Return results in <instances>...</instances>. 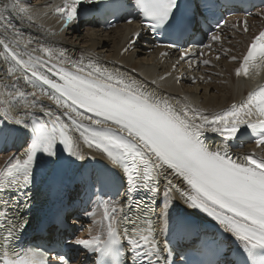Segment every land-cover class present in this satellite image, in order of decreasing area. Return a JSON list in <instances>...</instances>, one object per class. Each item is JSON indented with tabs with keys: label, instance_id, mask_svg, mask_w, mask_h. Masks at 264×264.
Segmentation results:
<instances>
[{
	"label": "snow or ice",
	"instance_id": "obj_1",
	"mask_svg": "<svg viewBox=\"0 0 264 264\" xmlns=\"http://www.w3.org/2000/svg\"><path fill=\"white\" fill-rule=\"evenodd\" d=\"M129 3L153 35L171 31L182 37L188 30L182 0ZM85 4L106 5V0H65L55 11L68 27ZM203 7H211L209 0H203ZM33 23L31 8L22 0L0 2V29L19 36ZM139 37L135 33L123 51L128 52ZM211 40L219 41L220 36L213 32ZM30 43L0 40L9 65L6 75L14 77L0 93V132L4 126L19 125L30 136L23 153L9 157L0 169V264H71L66 255L24 245L23 236L30 225L26 213L38 162L55 167L73 158L97 160L85 156V146L103 158L91 190L93 203L102 209L101 220L94 223L101 227L70 244L96 256L97 264H228L230 253L223 241L202 246L198 250L202 260L177 258L170 232L182 235L194 227L170 218L177 197L186 208L206 214L221 236L237 242L242 255L232 264H264V157L233 158L227 147L213 149L205 142L209 132L227 142L248 129L264 146V85L225 111L205 113L179 106L91 59L72 60L43 44L39 50L44 55L38 56L36 49L29 50ZM199 47L187 48L180 59L191 58L190 67L194 62L209 64L196 59L203 55L194 50ZM235 72L251 78L264 72V31L251 41ZM41 96L49 101L46 108ZM37 106L39 114L34 111ZM109 172L121 176L123 192L107 190ZM158 201V212L147 207ZM84 214L92 217L95 212Z\"/></svg>",
	"mask_w": 264,
	"mask_h": 264
},
{
	"label": "bare ground",
	"instance_id": "obj_2",
	"mask_svg": "<svg viewBox=\"0 0 264 264\" xmlns=\"http://www.w3.org/2000/svg\"><path fill=\"white\" fill-rule=\"evenodd\" d=\"M59 0H22V3L29 6L32 11V19L34 23L25 29L19 36L14 34V31L0 29V40L19 41L21 44L27 43L29 50L36 49V55H44L41 52L40 45L51 47L57 52H63L66 57L72 60L84 59L85 63L91 59L94 63L115 70L131 79L142 83L147 90L157 93L172 100L179 106H190L194 109H199L205 113H218L227 109L230 104L238 103L243 96L249 92V84L243 80H235L234 72L240 64V58L243 51L246 49V39L240 33V38L231 37L230 41L224 45L222 53L223 60L219 62L214 77V82L209 87L201 89L200 85L186 86L177 81L175 73L172 76L163 78L166 72H173L174 63H168L158 57L159 50L152 53H146L143 48H136L124 52L123 49L128 47V33L135 25L122 24L111 31H101L98 28H93L90 25L83 29L76 24L70 25L66 30L62 29V24L50 15V8ZM2 2V0H0ZM82 27V25L80 24ZM19 29L20 25L17 24ZM87 31L86 34H82ZM238 34V31H236ZM15 46V45H12ZM237 57L233 60L232 57ZM9 65L3 58V49L0 47V93L5 90L6 85H11L13 78L6 75V69ZM210 88V89H209ZM10 90V89H9ZM43 106L46 108L49 101L46 97L41 96ZM34 111L39 114L40 106H37ZM17 126L18 130L13 131V127ZM26 135L29 139L28 130L19 125L4 126L3 132H0V143L5 149L9 147H27V140H23L22 136ZM210 137V145L213 149L217 147H225L224 140L216 133H207ZM206 136V137H207ZM14 149V148H12ZM83 151L91 152L98 159H103L96 150H89L84 147ZM260 148L253 145L247 146L243 151H230L233 158L244 157L254 154L256 157H264V152ZM23 149H14L7 155L0 156V169L5 168L9 157L20 155ZM82 165V162L79 163ZM196 214L202 217L199 210L186 208L177 197L176 203L170 208L169 215L172 219H179L184 214ZM100 213L95 212L89 223H86V231L83 234L87 238L89 234H95L99 221Z\"/></svg>",
	"mask_w": 264,
	"mask_h": 264
},
{
	"label": "rangeland",
	"instance_id": "obj_3",
	"mask_svg": "<svg viewBox=\"0 0 264 264\" xmlns=\"http://www.w3.org/2000/svg\"><path fill=\"white\" fill-rule=\"evenodd\" d=\"M86 33H87V31H86V32H85V31H83V33H82V34L84 35V34H86Z\"/></svg>",
	"mask_w": 264,
	"mask_h": 264
}]
</instances>
